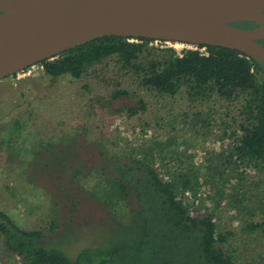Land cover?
I'll return each instance as SVG.
<instances>
[{"label":"rangeland","instance_id":"374dc122","mask_svg":"<svg viewBox=\"0 0 264 264\" xmlns=\"http://www.w3.org/2000/svg\"><path fill=\"white\" fill-rule=\"evenodd\" d=\"M149 48L179 56L193 49L173 42ZM118 91L127 94L114 99ZM189 92L149 90L116 56L79 79L52 78L40 63L2 80L0 208L25 230L56 226L48 240L75 257L129 224L127 209L116 214L102 203L111 159L155 150V166L167 179L194 171L197 185L180 198L192 216L214 217L236 264H264V173L231 158L249 120L245 96ZM141 103L145 109L132 114ZM0 264H20L3 252L1 237Z\"/></svg>","mask_w":264,"mask_h":264},{"label":"trees","instance_id":"16d2710c","mask_svg":"<svg viewBox=\"0 0 264 264\" xmlns=\"http://www.w3.org/2000/svg\"><path fill=\"white\" fill-rule=\"evenodd\" d=\"M152 42L106 37L41 65L52 78L67 75L79 79L88 67L116 56L141 78L143 87L162 95L174 96L186 87L197 97L218 95L233 100L245 96L244 112L249 120L242 125L231 158L237 167H254L264 173V66L228 48L199 47L206 53L186 50L179 56L174 49L149 48ZM126 94L118 91L113 98ZM144 109L141 103L131 113ZM144 154L114 157L110 172L103 173L109 185L103 205L116 214L118 209H127L130 219L119 235H109L101 244L71 257L48 240V233L56 226L49 232L25 230L0 208L3 252L18 257L20 264H236L222 247L225 239L218 234L214 217L192 216L180 198L197 185L194 171L175 173L167 179L155 166L157 152ZM81 174L77 168L75 176Z\"/></svg>","mask_w":264,"mask_h":264},{"label":"water","instance_id":"95a60500","mask_svg":"<svg viewBox=\"0 0 264 264\" xmlns=\"http://www.w3.org/2000/svg\"><path fill=\"white\" fill-rule=\"evenodd\" d=\"M113 36L223 47L264 66V0H0V82Z\"/></svg>","mask_w":264,"mask_h":264},{"label":"flooded vegetation","instance_id":"af4514ba","mask_svg":"<svg viewBox=\"0 0 264 264\" xmlns=\"http://www.w3.org/2000/svg\"><path fill=\"white\" fill-rule=\"evenodd\" d=\"M235 25L238 27H241V28H245V29H252V28H259L260 27L259 25L252 24V23H239V24H235ZM261 42L264 45V41H261Z\"/></svg>","mask_w":264,"mask_h":264},{"label":"bare ground","instance_id":"6f19581e","mask_svg":"<svg viewBox=\"0 0 264 264\" xmlns=\"http://www.w3.org/2000/svg\"><path fill=\"white\" fill-rule=\"evenodd\" d=\"M8 41L10 42V44L11 45H14L13 47L15 48V47H19L20 46V42L14 37V36H12V35H10L9 36V38H8ZM16 44H18V46L16 45ZM1 54V53H0ZM1 56V55H0ZM2 59L0 58V61H1ZM1 62H3V60L1 61Z\"/></svg>","mask_w":264,"mask_h":264},{"label":"built area","instance_id":"2783aa9c","mask_svg":"<svg viewBox=\"0 0 264 264\" xmlns=\"http://www.w3.org/2000/svg\"><path fill=\"white\" fill-rule=\"evenodd\" d=\"M132 42L136 41V40H131ZM155 43L159 44V43H169V42H165V41H154ZM153 43V42H152ZM183 45H186V46H190V47H193V49L191 50H200L202 53H206L205 52V48L203 49H199V46H194V45H188V44H183Z\"/></svg>","mask_w":264,"mask_h":264}]
</instances>
